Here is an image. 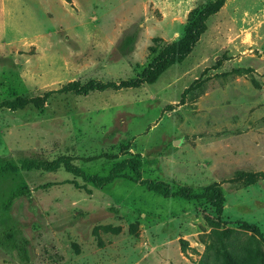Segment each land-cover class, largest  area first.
<instances>
[{
    "label": "rangeland",
    "instance_id": "374dc122",
    "mask_svg": "<svg viewBox=\"0 0 264 264\" xmlns=\"http://www.w3.org/2000/svg\"><path fill=\"white\" fill-rule=\"evenodd\" d=\"M212 0H0V264H221L204 199L163 197L162 182L194 193L214 184L221 227L264 242V0H224L191 50L152 83L127 86L188 13ZM156 40H153V39ZM78 81L113 84L51 93L40 109L5 100ZM69 158L67 172L22 159ZM132 159L133 171L119 164ZM118 176L95 186L91 176ZM130 176L129 178L120 175ZM262 174V175H259Z\"/></svg>",
    "mask_w": 264,
    "mask_h": 264
},
{
    "label": "trees",
    "instance_id": "16d2710c",
    "mask_svg": "<svg viewBox=\"0 0 264 264\" xmlns=\"http://www.w3.org/2000/svg\"><path fill=\"white\" fill-rule=\"evenodd\" d=\"M223 1L224 0H212L207 2L200 9L191 10L188 13L182 35L177 40L165 43L162 46H149V50L153 55L142 68L138 77L122 83L127 86H138L140 83H152L167 67L179 62L191 50L198 36L204 31L206 17L211 13H214ZM153 40L156 39L154 38ZM108 86H113V84L100 83L97 81H88L80 84L78 81H70L61 85L57 89L44 92L41 97L22 98L21 96H17L13 100H5L2 103L5 107L12 110L21 108L28 103H31L35 108L40 109L44 98L51 93L75 92L77 94H87L89 91H100ZM136 164L137 162L135 160L128 159L119 165L121 167L129 166L135 171ZM20 165L23 169L35 168L44 171H52L61 165L67 172L73 174L78 172V168L70 163L69 158L48 161L32 156L22 159ZM14 168L15 166L9 162H0L1 171H11ZM116 176H118L117 169L111 171L104 177L91 176L88 179L95 186H103ZM120 176L130 179V176L124 174ZM146 188L163 197H180L187 200L204 199L213 207L216 217L214 220L208 219V222L211 227V232L215 235L219 243L218 254L222 259L221 264H264V254L259 247H252L246 243L238 241V238L233 234L234 230L232 228L221 227L222 221L220 215L222 212L224 197L221 190L214 184L205 187L198 193L192 192L190 188L186 186L171 190L168 185L162 182L146 183ZM24 192V189L17 188L4 200V202L0 203V205L2 204L6 206L12 198L22 195ZM241 225L252 233H257L260 239L264 242L261 232L258 231L254 224L242 222ZM6 241L12 243L21 257L24 258L26 256V241L23 239L11 238L9 231L0 230V245Z\"/></svg>",
    "mask_w": 264,
    "mask_h": 264
}]
</instances>
